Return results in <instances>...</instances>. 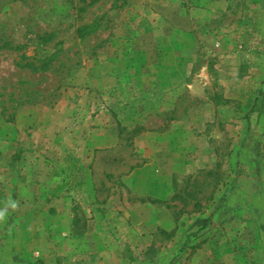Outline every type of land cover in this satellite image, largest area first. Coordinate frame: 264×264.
<instances>
[{"label": "rangeland", "instance_id": "1", "mask_svg": "<svg viewBox=\"0 0 264 264\" xmlns=\"http://www.w3.org/2000/svg\"><path fill=\"white\" fill-rule=\"evenodd\" d=\"M0 0V264H264V0Z\"/></svg>", "mask_w": 264, "mask_h": 264}, {"label": "trees", "instance_id": "2", "mask_svg": "<svg viewBox=\"0 0 264 264\" xmlns=\"http://www.w3.org/2000/svg\"><path fill=\"white\" fill-rule=\"evenodd\" d=\"M94 1H95V0H90V1H89V4H92Z\"/></svg>", "mask_w": 264, "mask_h": 264}]
</instances>
